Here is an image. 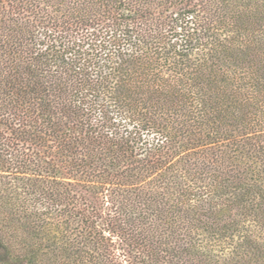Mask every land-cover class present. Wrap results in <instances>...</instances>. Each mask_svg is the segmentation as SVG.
Wrapping results in <instances>:
<instances>
[{"label": "trees", "instance_id": "16d2710c", "mask_svg": "<svg viewBox=\"0 0 264 264\" xmlns=\"http://www.w3.org/2000/svg\"><path fill=\"white\" fill-rule=\"evenodd\" d=\"M0 264H264V0H0Z\"/></svg>", "mask_w": 264, "mask_h": 264}]
</instances>
